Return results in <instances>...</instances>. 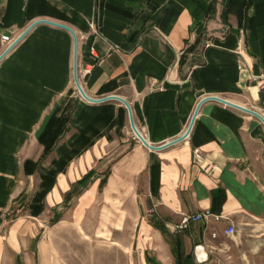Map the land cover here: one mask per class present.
<instances>
[{
  "label": "crops",
  "instance_id": "1",
  "mask_svg": "<svg viewBox=\"0 0 264 264\" xmlns=\"http://www.w3.org/2000/svg\"><path fill=\"white\" fill-rule=\"evenodd\" d=\"M41 20L75 31L79 64L92 67L85 93L126 99L151 145L180 138L207 97L264 113L253 79L264 75V0H0V55L1 35ZM73 65L72 33L46 22L0 61V264H38L46 228L58 241L68 224L129 227L130 264H175L154 219L183 236L195 264H264V225L244 255L238 245L243 224L264 221V124L209 100L188 137L151 150L122 102L79 95ZM206 210L236 234L222 218L172 231Z\"/></svg>",
  "mask_w": 264,
  "mask_h": 264
},
{
  "label": "rangeland",
  "instance_id": "2",
  "mask_svg": "<svg viewBox=\"0 0 264 264\" xmlns=\"http://www.w3.org/2000/svg\"><path fill=\"white\" fill-rule=\"evenodd\" d=\"M93 28H94L93 32L95 34H98L99 33L98 29H97L98 32L95 31L96 26ZM93 50L94 49H92V53ZM120 50L121 49H119V51ZM2 54L3 53L1 50V55ZM88 68L90 70L85 73V69ZM91 71H92L91 66L82 67L80 66L78 60V78L81 85H82L81 82L82 78L89 75ZM73 81L76 84L74 79V65H73ZM77 91L79 95L83 97L79 92L78 88ZM93 99H102V98H93ZM130 131L134 139H136L137 141H141L134 133L131 127V123H130ZM155 213L156 210L152 213V215H154ZM263 225H264V221L254 220V221H249L247 222V224H243L241 226L238 234L239 236L238 238H240L238 240V245H240V250H243L242 251L243 255L245 254L246 251V242L244 241L245 236L247 237L252 234L256 235L257 233H260L259 230ZM86 228H87L86 229L87 233L83 231L80 227H77L75 225L68 224L66 226H63L60 229H58V231L56 232V234L58 233L57 236L58 241H54V237H53L54 231L52 227L46 228V233L49 237L45 241L44 245H42L37 263L38 264H130V259L127 252L128 250H126V246L128 245V238H129V233H128L129 227H126L124 230H118V227L115 226L107 227L100 225L87 226ZM249 244L251 247L252 243L250 242ZM226 259H228V257ZM11 263L13 264V262ZM227 264L229 263L227 262Z\"/></svg>",
  "mask_w": 264,
  "mask_h": 264
},
{
  "label": "water",
  "instance_id": "3",
  "mask_svg": "<svg viewBox=\"0 0 264 264\" xmlns=\"http://www.w3.org/2000/svg\"><path fill=\"white\" fill-rule=\"evenodd\" d=\"M41 22H46V23H50V24H54V25H57V26H60V27H63V28H65V29H67L68 31H70L71 33H72V35H73V37H74V79H75V82H76V85H77V88H78V90H79V92L81 93V95L86 99V100H88V101H91V102H102V101H107V100H118V101H120V102H122L127 108H128V110H129V114H130V123H131V127H132V129H133V131H134V133L137 135V137L141 140V142L145 145V146H147L148 148H150L151 150H161V149H164V148H167V147H169V146H171V145H173V144H175V143H177V142H180V141H182L183 139H185L188 135H189V133H190V131H191V128L193 127V124H194V122H195V119H196V116H197V113H198V111H199V109H200V107H201V105L204 103V102H206V101H209V100H215V101H219V102H221V103H224V104H226V105H229V106H231V107H234V108H236V109H239V110H241V111H244V112H246V113H248V114H251V115H253V116H255V117H257L263 124H264V116L261 114V113H259V112H257V111H255V110H253V109H250V108H248V107H245V106H242V105H239V104H236V103H233V102H231V101H228V100H226V99H222V98H219V97H207V98H205V99H203L200 103H199V105H198V107H197V110H196V112H195V114H194V117H193V119H192V121H191V124H190V127H189V129L180 137V138H178V139H176V140H174V141H172V142H169V143H166L165 145H161V146H154V145H151L145 138H144V136L141 134V132L139 131V128L137 127V125H136V123H135V120H134V116H133V111H132V108H131V105L129 104V102L126 100V99H124V98H122V97H120V96H117V95H113V96H109V97H105V98H102V99H93V98H91V97H89L86 93H85V91H84V89H83V87H82V85H81V83H80V81H79V78H78V37H77V35H76V33H75V31L71 28V27H69L68 25H65V24H61V23H56V22H53V21H48V20H41V21H37V22H35V23H33L23 34H22V36L14 43V45H12V47H10L5 53H3L1 56H0V61L21 41V39H23L24 38V36L36 25V24H38V23H41Z\"/></svg>",
  "mask_w": 264,
  "mask_h": 264
},
{
  "label": "built area",
  "instance_id": "4",
  "mask_svg": "<svg viewBox=\"0 0 264 264\" xmlns=\"http://www.w3.org/2000/svg\"><path fill=\"white\" fill-rule=\"evenodd\" d=\"M95 31L98 32L96 28H95ZM18 39H19V37L11 36L9 34L1 35L2 53L6 52L10 47H12V45H14V43ZM119 49H120V47L118 45H112L109 48V53L119 52ZM89 70H90L89 68L85 69V73L88 72ZM253 79L260 81L259 82L260 87L264 88V75L255 76V77H253ZM262 115L264 116V113H262ZM206 157H207L206 152L200 148H196L193 152V161L195 164H200L202 161H204L206 159ZM154 211L155 210L152 209L149 211V213H151V215H152V213ZM214 218H222V219L227 220L229 222L228 231H224V235L226 237H232L236 234V232H237L236 228L234 227V224L231 223V219L229 217H226L224 215L213 214L209 210L199 212V213L193 214V215H184L181 223L178 225L171 226V229L174 232H180V231L188 229L193 223H197V222H200L202 220L205 221L206 223H210L212 220H214ZM218 236H219L218 233H213L212 238L217 239ZM200 262H202L203 264H209L208 255H205V257Z\"/></svg>",
  "mask_w": 264,
  "mask_h": 264
},
{
  "label": "trees",
  "instance_id": "5",
  "mask_svg": "<svg viewBox=\"0 0 264 264\" xmlns=\"http://www.w3.org/2000/svg\"><path fill=\"white\" fill-rule=\"evenodd\" d=\"M152 223L155 228L162 232L165 240L170 244L175 264H195L192 253H188L185 249V241L181 234L170 232L162 221L154 219Z\"/></svg>",
  "mask_w": 264,
  "mask_h": 264
},
{
  "label": "bare ground",
  "instance_id": "6",
  "mask_svg": "<svg viewBox=\"0 0 264 264\" xmlns=\"http://www.w3.org/2000/svg\"><path fill=\"white\" fill-rule=\"evenodd\" d=\"M188 129V128H187ZM188 137V136H187ZM226 231H228V228L226 229Z\"/></svg>",
  "mask_w": 264,
  "mask_h": 264
}]
</instances>
